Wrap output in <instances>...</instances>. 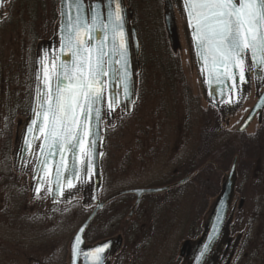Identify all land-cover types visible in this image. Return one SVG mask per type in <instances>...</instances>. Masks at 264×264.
Masks as SVG:
<instances>
[{"label":"rangeland","instance_id":"1","mask_svg":"<svg viewBox=\"0 0 264 264\" xmlns=\"http://www.w3.org/2000/svg\"><path fill=\"white\" fill-rule=\"evenodd\" d=\"M124 1L133 11L131 25L140 44L137 99L129 115L116 110L110 122L103 120L102 186L97 199L101 202L126 190L189 180L165 192L141 196L134 209V195L108 203L86 230L85 243L121 236L122 246L108 264H182V243L194 245L201 236L235 158L229 241L234 244L239 239L231 264H264V112L242 132L263 138L253 157L248 154L241 159L236 149L230 161L207 165L205 171L198 165L202 134L215 126L216 116L222 123L217 134L231 136L238 147V139L231 134L264 89V76L256 82L252 70L248 71L240 102L217 112L208 104L201 83L181 0H169L173 47L164 25L163 0ZM57 10L58 0H4L3 4L0 264H68L70 239L95 208L91 183L77 185L57 204L50 203L47 193L31 198V173L14 165L33 91L36 52L40 42L53 35ZM225 254L220 264L230 256Z\"/></svg>","mask_w":264,"mask_h":264},{"label":"water","instance_id":"2","mask_svg":"<svg viewBox=\"0 0 264 264\" xmlns=\"http://www.w3.org/2000/svg\"><path fill=\"white\" fill-rule=\"evenodd\" d=\"M163 1L165 10L164 25L169 41L171 42V46L173 47V13L170 1ZM82 3L84 7L82 15L88 19L89 23L91 22L90 17L92 11H99V20H102L105 24L108 23L109 8L115 7L114 4H110L109 0H82ZM120 4L123 10L122 15L124 20V35L127 48V80L123 79L125 72L124 61L121 60L120 57L112 55L111 53L110 32L108 35H105L104 32H101V24L97 22L96 31L91 33L92 39L89 40V43L92 46L93 57H95L97 49H99L103 43L105 52V62L103 67L105 74L102 77H99V79L103 81V101L99 105L100 118L99 120H96L95 114L93 113L89 115L87 119L86 127L88 134L84 137L83 147L89 154L88 158L86 159L80 150L77 149L74 161L75 172H73L72 153L65 151L62 155L47 157L46 153L48 151V145L44 143L43 134L35 131L37 126L32 125V110L37 106V86L47 92L49 87L46 86L44 77L46 74L48 75V85L51 86L53 84L52 77L54 75L52 72L53 62L55 65H60L65 62L70 64L72 61L71 54L66 49L61 47V37L66 31H70V29L67 27L69 20H74L77 15L76 9L71 6L70 0H58V23L56 31V36L59 40L58 47H55V40H51L49 42L42 43L37 49L33 71V91L28 115L24 120L22 133L14 152L15 169L20 170L22 166H24V171H26L32 162L35 153L36 142L38 139H41V143L37 150L36 158L31 170V198H35L46 191L50 203L56 204L60 202L68 192L74 190L77 185L85 186L88 183L92 184L91 199L93 204H95V208L70 239L69 264H107V257L121 246V236L106 238L93 245H86L85 243L84 234L86 230L94 220L97 212L108 201L122 195L131 194L135 196V203L133 207L135 208L138 205L141 196L146 194H159L165 192L171 187L167 186L150 189H133L118 193L103 202H99L97 200L102 183L100 158L103 114L110 119L113 112L119 106L124 109L126 115L130 113L131 105L135 101V73L136 70H139L138 57L140 52V44L137 39V33L134 27H129V22L132 20L133 12L131 9L127 10L124 0H120ZM181 4L182 8L184 9L183 0H181ZM1 16L2 7H0V19ZM185 21L192 43L197 70L201 79V83L206 90L208 104L219 110L222 107L233 106L234 104L240 102L243 87L249 81L248 71L245 72L246 82H244L240 81L239 69L237 68H233L232 66H228L226 68L220 66L213 67L210 60H199L197 57V52L193 47L192 36L188 28L186 15ZM80 37L87 39L83 29L80 32ZM247 61L250 63V59H246V65ZM233 73H235V78H233ZM252 74L256 82H261L264 76V71L253 68ZM125 87H127V91H125ZM263 112L264 89L257 97L255 104L252 106L243 122L237 128V132H244L251 124L253 119L257 115L260 116ZM80 118L83 120L84 116L81 115ZM29 126H32L34 131L31 134L26 135V130ZM45 159L47 160L46 164L42 163ZM82 160H85V163L82 164ZM236 160L237 159L235 158L233 159L222 191L213 205L201 237L193 246L192 251L189 252V259L186 264H216L224 245H228L229 243L228 228L231 222V217L227 219V214L233 189ZM57 169H59L60 172L59 177L56 175ZM67 180H71L74 187L70 188L67 184ZM186 180L187 179H183L172 186L180 185ZM77 236L80 237L79 243L76 242ZM104 245H106V247L103 248L102 252H94V249ZM187 245V242L183 244L181 255H183L184 249H186ZM205 246H207V248H205ZM97 256L100 257L99 261L96 259Z\"/></svg>","mask_w":264,"mask_h":264},{"label":"snow or ice","instance_id":"3","mask_svg":"<svg viewBox=\"0 0 264 264\" xmlns=\"http://www.w3.org/2000/svg\"><path fill=\"white\" fill-rule=\"evenodd\" d=\"M109 2L115 7L109 8L108 23L105 24L99 20V11L91 12L89 23L82 15V0H70L77 15L74 20H69L67 27L70 31L61 37V47L71 54L72 61L60 65L53 62V84L48 85L46 74L44 80L49 90L46 92L39 86L36 89L37 106L32 110V125L37 126L35 131L43 134L44 143L48 145L47 157L62 155L65 151L72 153L73 172L77 149L88 158L89 154L83 147L84 137L88 134L87 119L94 113L95 119L99 120V105L103 101V81L99 77L105 74L104 47L102 43L93 57L89 43L97 22L101 24V32L105 35L110 32L111 53L124 61L123 79L127 80L123 10L120 0ZM183 3L199 60H210L213 67L237 68L239 79L244 82L246 71L253 68L264 71V0H183ZM3 4L4 0H0V7ZM82 29L87 39L80 37ZM246 59H250V64L246 65ZM33 131V127L29 126L26 135ZM42 163L46 164L47 160ZM56 175L59 177V169ZM67 184L70 188L74 187L71 180H67ZM76 242H80L79 236ZM104 247L106 245L94 249V252L100 253ZM96 259L99 261L100 257Z\"/></svg>","mask_w":264,"mask_h":264},{"label":"trees","instance_id":"4","mask_svg":"<svg viewBox=\"0 0 264 264\" xmlns=\"http://www.w3.org/2000/svg\"><path fill=\"white\" fill-rule=\"evenodd\" d=\"M216 111L218 112V110ZM221 124L222 123H221L220 117L216 116L215 126L209 131L205 130V132L202 134L201 145L199 146V149H198L202 157V159L200 158L201 160H199L200 162L198 163V165H199V168L202 169V171H205L206 169L208 170V168H206L207 165L210 166L213 163L219 164L220 162L230 161L231 158L234 156V151L236 149H238L241 155V159L247 156L248 154L253 157L258 152V148L261 145L263 138H261L260 135L250 136L244 133L235 132L231 135L232 137L234 136L238 139V142H237L238 147L236 148V146H234L232 142L230 141L231 136L230 138L225 137L223 133H220L221 135L224 136V137L223 136L221 137L217 134L218 131L221 130L220 129ZM199 181L201 183L200 179ZM203 184H206V182H203ZM232 212H233V209L231 208V211H230L231 220L233 219V215H231ZM231 223L232 221L230 222V226H231ZM238 239L239 237H237V239L235 240L232 246L233 251H235L233 256H235V253H236Z\"/></svg>","mask_w":264,"mask_h":264},{"label":"flooded vegetation","instance_id":"5","mask_svg":"<svg viewBox=\"0 0 264 264\" xmlns=\"http://www.w3.org/2000/svg\"><path fill=\"white\" fill-rule=\"evenodd\" d=\"M85 1H86V0H85ZM124 3H125V1H124ZM125 5H126V3H125ZM126 8H127V10L130 9L129 7H127V5H126ZM103 9H104V8H103ZM57 23H58V10H57V22H56V28H55V30H54L53 35L51 36L50 39L41 41L40 44L38 45V47H39L42 43H46V42H49V41H51V40H55V47H56V48L58 47V45H59V40H58V38H57V36H56ZM45 52H46V51H45ZM136 99H137V87H136V85H135V101H134V103L136 102ZM134 103H132V106H133ZM116 110L123 111V108L119 106L118 108H116ZM116 110H115V111H116ZM115 111H114V112H115ZM114 112H113V114H114ZM113 114H112V116L110 117V119L107 118V117L104 115V120H106V122H110L111 118L113 117ZM40 143H41V139H38L37 142H36V145H35V153H34V156H33L32 162H31V164L29 165L28 169L26 170V173L31 169V167H32L33 164H34V161H35V158H36V153H37V150H38V148H39V146H40ZM23 167H24V166H22L21 169H24ZM175 187H177V186H175ZM175 187H170L169 189H172V188H175ZM169 189H168V190H169ZM122 196H126V195H122ZM122 196H119V197H122ZM112 197H113V196H112ZM119 197H116V198H114V199L108 201V202H107L102 208H104L108 203L114 201L115 199H117V198H119ZM109 198H111V197H109ZM109 198H107V199H109ZM107 199H105V201H106ZM133 209H134V208H133ZM131 214H132V213H130V215H131ZM130 215H129V216H130ZM185 242H187V241H184V242L182 243V246H181V249H180V257H181V259L183 260V263H182V264H186V263H187V261H188V259H189V254H190L189 252L192 251L193 246L195 245V244H194V245H189V244H188L187 247H186V249H184L183 255H181V250H182L183 244H184ZM122 243H123V242H122ZM121 246H122V244H121ZM121 246H120L115 252H112L110 256L115 255V254L120 250ZM232 246H233V244H232V242H231L228 251H225V248H223V251L220 253L219 258H218L216 264H220V262H222V258H223V256L226 255V254H225L226 252H227V253L230 252V256H229V254H228L229 257H227L228 259H227L226 263H224V264H231V262H232V260H233V257H234V256H233V257L231 258V253H232V251H233ZM233 252H234V251H233ZM232 254H233V253H232ZM110 256H109V257H110ZM106 263L108 264V259H106Z\"/></svg>","mask_w":264,"mask_h":264}]
</instances>
